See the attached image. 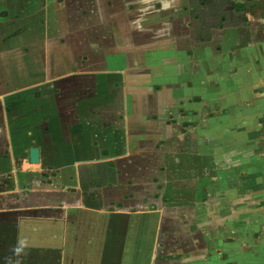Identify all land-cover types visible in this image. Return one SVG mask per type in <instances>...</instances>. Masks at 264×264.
I'll list each match as a JSON object with an SVG mask.
<instances>
[{"label":"rangeland","instance_id":"1","mask_svg":"<svg viewBox=\"0 0 264 264\" xmlns=\"http://www.w3.org/2000/svg\"><path fill=\"white\" fill-rule=\"evenodd\" d=\"M35 4L39 5L38 2ZM109 4L110 8H114L108 10L106 3L98 1H69L66 7H62V28L57 23L56 4L52 3L45 9L35 8L33 12L37 17H32L31 23L28 20L23 21L21 31L18 29L7 35L0 33V95L26 86H30L28 90L32 92L55 88L61 93L62 96L58 100L65 108L63 109L65 124L59 130L52 129L51 137H47L48 134L42 136L34 131L28 133L26 128L11 129L12 142L9 145L5 139L4 126H0V155L5 147L13 146L15 151L22 152L31 142L40 146L41 141L48 146L46 162L53 166L50 168L47 165L32 164L33 168L43 170L42 177H38V180L30 186H22V191L17 194L0 193L3 194L0 195V210H8L13 216L17 215L20 218L30 217L27 216L30 213L51 218L55 216L51 209L34 210L26 214L24 210H16V208H26V205L51 206L60 198L69 201L59 192H49L64 187L55 182L54 168L60 170L62 175L71 177L76 173L80 176L92 173L102 176L109 172L108 179H102L101 182L125 183V185L120 191L117 187L111 189L110 198H104L106 202L109 199L117 201L126 198L124 195L132 193L134 197L129 198L125 207L140 209L144 206L149 208V204L156 205L157 209L153 210L161 214L162 220L158 231L157 251L168 254L167 252L173 247L191 249L193 252L191 254L202 255V264H206L204 262L214 260L206 258L205 255H211L210 252L216 248L214 239L219 238L224 242L222 249L229 255V257L224 253L217 255L215 259L220 262L219 264L251 262L255 259L252 252L256 249L248 250L246 243L230 240L227 237L235 238L233 235L236 234L237 229L245 230L244 218L255 219L257 216H264V192L254 195L252 202L254 206L243 210L238 208L239 204H247L249 200L244 192L245 188L237 186L246 180H253L249 176L254 171L252 164L257 159L255 153L257 147L254 143L246 141L247 145H243L240 138L237 143L231 122H225V117L222 116L214 117L218 113H202V115L191 114V122L187 120L180 122V127H177L173 133L174 138L185 137L187 142L179 143L178 147L166 146L164 145L166 141L158 142L156 147L154 144L156 140L167 137L168 131L163 118L169 113L176 112L172 106L174 96L176 97L178 93L172 83L167 84L168 81L173 80L172 72L182 70L184 74L182 78H188L190 75L185 71L186 66L182 65L185 61L192 60L190 54H197L191 49L202 45L194 42V46L191 47L190 37L192 38L193 31L189 25L191 19L189 18L188 23L189 34L185 25L186 15L182 14L185 10L181 13L143 12L141 15L132 16L133 13L123 11L121 3L118 4L113 0ZM92 10H95L93 18L89 13ZM44 16L47 20L45 25L38 27L36 21L44 19ZM251 21L255 20L251 18ZM202 22V16L195 23L193 21L197 31L203 30ZM93 25V30L88 29V26ZM4 28L5 25L0 21V31ZM210 36L211 43L207 45L209 48L207 51L202 50L200 55L202 61L200 58L199 62L191 61L188 67L190 72L193 71L201 78L202 75H206L205 70L209 71L213 67L215 69L214 61L220 60L215 57L214 52H221V46L223 48L222 31L211 30ZM212 38L215 41H212ZM29 43L33 46L26 47L25 50V45ZM244 47L241 45L240 49ZM81 56L84 59H81ZM65 61L75 62L76 65L72 70L70 69L74 74L63 76L49 85L42 86H35L43 81L42 78L27 79L33 78L31 72L39 69L45 71L46 65L50 73L59 75L68 73ZM233 61H239L238 57ZM174 64L180 67L176 68ZM217 68L220 69L219 66ZM207 76L213 78V75H206L203 78H208ZM240 77L246 79L242 71L237 79ZM112 82L116 83V88H112ZM218 83L222 89H231V91L227 90L226 94L230 95V100L234 98L232 91L237 88L234 76L228 73L227 76L220 77ZM162 84H164L162 89L151 91L154 86ZM173 91L176 94H172ZM247 96L246 92L240 94L239 106H247L249 103ZM177 97L181 99L180 95ZM31 110L33 109H29L28 112ZM96 111L100 114L95 116ZM147 115L158 116L159 120L147 122L145 119ZM232 115H234L233 111ZM210 117L220 122L224 121L221 128L217 129V137L222 142V153L218 154L216 160L210 158V150L206 151L207 154L204 153L202 143L200 126L202 127V122L206 119L213 120V118L209 119ZM100 122H104L105 125ZM125 123H127L126 128ZM223 128L228 129L222 130ZM93 138L98 139L101 146L107 147L110 154L112 152L116 166L121 170L120 174L111 169H104L101 164H94L98 167L94 171L90 169L93 164L79 162L97 159L95 154L97 149L91 142ZM242 138H244L243 142L248 140L245 133ZM209 143L208 147L211 148ZM156 148L160 150V154L153 166L152 158L156 155ZM218 165H221L222 169L216 173L214 168H218ZM107 167L110 168L108 165ZM128 180H131L132 184H128ZM11 182L12 178L7 181L5 177L0 178V189L9 188ZM146 182L149 184L147 187H145ZM68 191L72 190L68 188ZM2 214L0 213V218ZM99 216L91 240L87 242L88 245H92V251L97 255L99 262L97 264L109 262L110 257V263L114 264L116 261H121L123 255L130 256L132 250L135 251L136 235L143 232L142 218L137 217L140 225L134 226L132 223L131 228L119 229L118 217L112 210ZM3 234L0 231V243L5 241L7 247L10 246L9 250H14L15 255L20 244L22 245L24 252L18 258L16 256L18 262H21L19 259L23 256L22 264H30V260H36L38 256L29 251L28 244L24 247L23 241L18 243V239L1 237ZM238 245L244 250L237 248ZM1 249L4 248L0 246ZM239 252L240 254H237ZM10 256L12 255L9 254ZM47 260L54 264L56 261L53 258ZM7 262V259H0V264ZM166 263V259L163 258L161 264Z\"/></svg>","mask_w":264,"mask_h":264},{"label":"crops","instance_id":"2","mask_svg":"<svg viewBox=\"0 0 264 264\" xmlns=\"http://www.w3.org/2000/svg\"><path fill=\"white\" fill-rule=\"evenodd\" d=\"M69 1L71 0H0V21L5 25V28L1 30L0 33L7 35L18 29L21 31L20 28L23 21L28 20L29 23H31L32 17H37L35 12H33L35 8L38 7V10L45 9L52 3L56 4L55 11L58 13L57 23L62 27V7H66ZM91 1L106 3V8H109L108 10L114 8H110L109 6V3L113 0H90V2ZM114 1L118 4L121 3V5H123V11L133 13L132 16H135L136 14L141 15L143 12L161 13L162 11H174L181 13L182 10H185L182 14L186 15L185 25L190 34V27L188 26L190 8L188 0ZM37 2L39 5L35 4ZM245 9L247 19L249 18L248 23L245 26L219 29L222 31L223 42L221 41V43L223 48L220 45L222 51H216L214 53L216 54L215 57H218L220 61H214V63H216L215 69L214 67H210L211 69L209 71L205 70L206 75H213L212 79L208 76V78H203V76H206L205 74L202 75L201 78L196 76L193 71L190 72L188 70L191 61H202V58H200L202 50L207 51L209 48L207 45L211 43V40L203 43L199 47L195 46V49H191L193 52H197V54H190L193 57L191 58L192 60L185 61L182 65L186 66L185 71L190 75L188 78H182L184 75L182 70L172 72L173 80L168 81L167 84H173V87L178 95H180L181 99L177 97L178 95L176 97L174 96L172 107L176 109V112L169 113L163 118L165 128L168 131L167 137L164 139H158V141L156 140L154 143L156 147L158 142L166 141L164 145L178 147L179 143L187 142L185 137L174 138L173 133L177 127H180V122H183L184 120L191 122V114L202 115V113H218V115L214 117H225V122H231V129L235 131L237 143H239L240 138L243 145H247L246 141H251V143H254L257 147L255 150L257 159L252 164L254 171L252 175L249 176V178H253V180H246L241 184L239 183L240 185L237 186L245 188L244 192L249 199L247 204H239V210L254 206L252 204L254 195L256 193L264 192V0H247L245 2ZM89 13H91V17L93 18L95 10H92ZM251 18L255 21H251ZM46 21L47 20H45L44 16V19H38L36 22L38 27H41L45 25ZM88 29L93 30L94 25L88 26ZM212 41L215 40L212 38ZM190 44L191 47L194 46V40L191 37ZM241 45L245 47L240 49ZM32 46L33 44L31 45L30 43L25 45V50ZM240 51H242V53H240ZM210 57H212V55ZM236 57H238L239 61H233ZM80 58L84 59L83 56ZM65 62L67 63L66 68L69 70L68 73L62 75L50 73L48 72V67L46 65L45 71L39 69L31 72L30 75L33 76V78L28 77L27 79L42 78V82L35 84V86H42L49 85L51 82L63 76L74 74L71 70L76 65L75 62ZM174 66L176 68L180 67V65L177 66L176 64H174ZM218 66L220 67L219 70L217 68ZM191 70H193V68ZM240 71L246 75L247 80L242 77L237 79ZM192 73L193 75H191ZM228 73L235 77L237 86L236 90L232 91L234 98H231V100L230 95L226 94L227 90L231 91V89H222L218 83L220 77H225ZM163 85L164 84L154 86L151 91H158L162 89ZM111 86L112 88H116V83L112 82ZM29 87L30 86H26L21 89L10 90L8 93L6 92V94L3 93L0 95V126H4L5 139L9 142V145L12 142L11 129L26 128L28 133L34 131L40 133L42 136L48 134L47 137H51L52 129L59 130L63 128L65 124V116L63 114V109L65 108L61 106V102L58 100L59 97L62 96L59 90L52 88L32 92L28 90ZM244 92L248 95L247 100H249V103L247 106H239L240 94L242 95ZM172 94H176V92L173 91ZM29 109L33 110L28 112ZM94 110L95 109L93 108L92 111ZM232 111L234 115H232ZM99 114V111L94 113L95 116ZM212 118L213 117H210L209 119ZM145 119L147 122L159 120L158 116L155 115H147L145 116ZM125 120L127 121V118ZM213 120H204V122H202V127L200 126V128H202L204 153L207 154L206 151L210 150V158L213 157L216 160L218 154L222 153V142L220 138L217 137V129L221 128L224 121L220 122L214 118ZM100 123L103 126L105 125L104 122ZM126 127L127 123H125V128ZM104 128L106 129V127ZM224 129L228 128H223L222 130ZM244 133L246 139L248 138L245 142H243L244 138H242ZM254 134L257 136L255 137ZM207 141L210 142L209 146L211 148L208 147ZM91 142L94 148L97 149V151H95L97 159H88L79 162L89 165L101 164L104 169H111L117 174H120L121 170L116 166V162L114 161L115 157L112 156V152L110 154V150L106 149L107 147L101 146L98 143V139L93 138ZM40 143L42 145L38 146L35 142H31L22 152L15 151L13 146L4 148L0 155V178L2 179V177H5L6 181L7 179L12 178V184L7 189H0V193L7 192L9 194H17L23 188L22 186H30L42 175L41 172L43 170L33 168L32 164L29 162V150L33 147L39 149L40 166L47 165L50 168L53 167L46 162L48 146L41 141ZM155 152L156 155L152 158L153 166L158 154H160V150L156 148ZM107 165L110 168H108ZM50 168L49 170L51 171ZM97 168V165L90 167V169L94 171L97 170ZM221 169V165H218V168H214L216 173L220 172ZM53 170L56 171L55 176L53 177L55 182L61 187H64L60 188V190L54 189L49 192H59L63 198L66 197L69 201L60 198L59 201L51 206L26 205V208H16V210H24L23 212L26 213L34 210L44 211L43 209H51L55 216L46 218L40 217L41 214H38L37 216L36 213H33V215H31V213H26L27 216L30 217L20 218L17 217V215L13 216L12 212H9L8 210H0V213H3L0 218V231L4 233L1 237L4 236L8 239H18V243H22L23 241L24 247L28 244L27 248L29 251H32V254L38 256L35 261L30 260V264H47L48 262L54 264L47 260L52 258L53 260L56 259L55 264L99 263L96 257L97 255L92 251V245H88L87 242L91 240V234L94 232L95 226L100 217L99 214L110 213L111 210L114 215L118 217L120 225L119 229L121 227L131 228L132 223L134 226L137 224L140 225L137 222V217L142 218L143 222V232L140 235L137 234L136 239L134 240L136 243L135 251L132 250L130 256L123 255L124 257L121 261H116L114 264H128L129 259L130 264H161L163 258L166 259V264H202V255H192L191 253L193 252L191 249H175V247H173L172 250L167 252L168 254L162 251H157L159 242L158 231L161 227L162 220L161 214H158L156 210H153L157 209L155 204H149V208L144 206L140 209L125 207V204L130 200L129 198L134 197V194L132 193L124 195L126 198L117 199V201L109 199V201L106 202L104 198H110L109 191L111 189L117 187L119 188L118 191H120L125 185V183L113 184L110 182H101L102 179H108L109 172H106L105 175L102 174V176L98 173L82 176H80L79 173H76L74 177H71L62 175L58 169L54 168ZM257 177L260 179H256ZM153 181L154 180H152V183ZM127 182L128 184H132L131 180H128ZM147 182L145 183V187L149 185ZM68 188L72 191H68ZM27 189L28 188L26 187L25 190ZM32 190L33 189H31V192ZM143 190H141V193H143ZM144 205H146L145 201ZM162 211L158 212L161 213ZM58 214H64V216H59ZM5 216L6 218H4ZM244 220L246 223L245 230L237 229L236 234L233 235L235 238H227L246 243L248 250H253V248L256 249L255 252H252L254 255L253 257L255 258L252 260L253 262L246 261L244 264H264V216L260 215L255 217V219L247 217L244 218ZM14 226H17L18 228ZM147 228L150 235H148ZM47 230H49V232H47ZM52 231L53 233H51ZM214 243L216 248L210 252L211 255H205L206 258H213L214 260L204 262L206 264L212 262H215V264L216 262L218 263L215 257L223 253L229 257V255L222 249L224 242L221 241V239L215 238ZM6 244L5 241L0 243V246L4 248L0 250V259H7V264H22L24 262V256L19 259L21 262H18L17 260L20 254L24 252L22 245L20 244L18 253L15 255L14 250H9L10 246L8 248ZM10 244L8 243V245ZM12 248L13 247H11V249ZM237 248L242 249V246L238 245ZM6 250H9V252ZM9 254L12 256L9 257ZM237 254H240V252ZM110 258L109 262H106L105 264H111ZM234 263L235 262H232L230 264Z\"/></svg>","mask_w":264,"mask_h":264},{"label":"trees","instance_id":"3","mask_svg":"<svg viewBox=\"0 0 264 264\" xmlns=\"http://www.w3.org/2000/svg\"><path fill=\"white\" fill-rule=\"evenodd\" d=\"M247 0H188L189 25L193 28L192 39L198 44L209 42L210 31L226 27H243L248 23L245 2ZM202 16L203 30L197 31L193 21ZM208 20V21H207Z\"/></svg>","mask_w":264,"mask_h":264},{"label":"water","instance_id":"4","mask_svg":"<svg viewBox=\"0 0 264 264\" xmlns=\"http://www.w3.org/2000/svg\"><path fill=\"white\" fill-rule=\"evenodd\" d=\"M29 162L31 164H39V149L36 147H33L29 150Z\"/></svg>","mask_w":264,"mask_h":264},{"label":"flooded vegetation","instance_id":"5","mask_svg":"<svg viewBox=\"0 0 264 264\" xmlns=\"http://www.w3.org/2000/svg\"><path fill=\"white\" fill-rule=\"evenodd\" d=\"M68 4V3H67Z\"/></svg>","mask_w":264,"mask_h":264}]
</instances>
